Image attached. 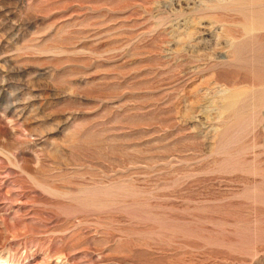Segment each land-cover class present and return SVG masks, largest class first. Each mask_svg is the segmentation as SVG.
Masks as SVG:
<instances>
[{
    "label": "rangeland",
    "instance_id": "374dc122",
    "mask_svg": "<svg viewBox=\"0 0 264 264\" xmlns=\"http://www.w3.org/2000/svg\"><path fill=\"white\" fill-rule=\"evenodd\" d=\"M0 264H264V0H0Z\"/></svg>",
    "mask_w": 264,
    "mask_h": 264
}]
</instances>
